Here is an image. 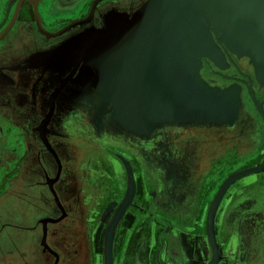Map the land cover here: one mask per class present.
Wrapping results in <instances>:
<instances>
[{"label": "flooded vegetation", "instance_id": "flooded-vegetation-1", "mask_svg": "<svg viewBox=\"0 0 264 264\" xmlns=\"http://www.w3.org/2000/svg\"><path fill=\"white\" fill-rule=\"evenodd\" d=\"M147 1L0 0V182L9 189L4 207L19 198L23 215L33 221L29 227L17 223L18 231L0 242L6 264H105L107 230L131 181L134 196L113 234V264H160L149 246L162 237L144 207L174 224L195 222L208 191L215 188L216 196L224 182L218 183L220 172L262 163L264 116L249 84L260 103L264 86L248 57L228 53L231 68L220 71L210 63L202 70L213 85L241 86L234 124L166 121L137 131L115 125L111 112L99 113L102 103L87 91L96 88L92 73L61 48L105 28L111 17H132ZM120 169H126V182ZM254 175L237 180L218 208L216 220L222 211L226 223L221 237L215 232L217 264H264V181ZM97 186L99 195L92 193ZM139 186L148 191L142 206L135 201ZM97 197L102 203L94 211ZM111 203L114 211L105 221ZM167 240L169 264H208L213 257L207 225L197 234L180 227Z\"/></svg>", "mask_w": 264, "mask_h": 264}, {"label": "water", "instance_id": "water-1", "mask_svg": "<svg viewBox=\"0 0 264 264\" xmlns=\"http://www.w3.org/2000/svg\"><path fill=\"white\" fill-rule=\"evenodd\" d=\"M99 0H96L95 5ZM158 0H148L140 9H138L133 16L128 15L119 25L112 26L107 25L104 30L105 33L112 32L114 27L123 28L136 25L141 21L144 13L148 11L157 14L160 13L161 4ZM225 9L227 11L226 19L208 17L202 21L201 27L206 33V37L200 40V47L194 55L196 65L193 67L195 78L200 85L206 89L209 93H195L186 88H181L176 92L169 90L170 87L161 80L154 77H145L146 80L141 81L140 77L143 75L142 70L134 62L125 63L121 57L114 52L104 51V54L108 59L106 61H97L94 59H88L89 62H96L102 74L100 78L102 83L98 84L97 89L101 96L108 94V86H113L116 89L109 91L106 100L113 101L115 107L114 118L120 121L125 127L131 130L142 131L140 129L133 128V122H136L135 118H139L136 114L132 113L123 106L120 98L121 90L118 89L119 85L124 83V91L127 94L132 92H139L142 96H147L151 100L158 101L166 106L184 105L188 110L182 115L169 116L165 111H153L142 115L148 123L151 124V128L157 123H163L166 121L176 123L198 122L202 124L206 123H223L232 122L238 113V108L241 104L240 98V85L231 84L227 87H221L218 85H212L206 81L201 75V69L203 67V58H209L215 65L224 68L228 65L226 53H234L238 56H248L250 62L254 65L255 74L260 84L264 85V0H225ZM169 9V6H167ZM160 20L161 16H156ZM152 20L149 23L148 28L162 27L159 22ZM41 29L43 27L40 25ZM245 34V35H244ZM240 35L242 38L240 39ZM187 42V41H186ZM226 48H222V47ZM82 57V55H80ZM81 61V59H80ZM107 63L109 66L107 67ZM106 64V65H105ZM187 74L189 71L187 69ZM250 90L252 98L257 105L258 109L264 116V108L259 102L258 98L254 94L251 85ZM105 99V97H104ZM151 105V104H150ZM140 128V126L138 127ZM264 171V159L258 166L251 168H245L235 171L227 176L222 185L220 186L208 213L207 217V229L208 237L213 248V257L208 264H217L220 260L218 253V243L215 235V223L218 208L228 192V189L239 179L249 174H257ZM134 182H130V187L126 197L116 212L114 219L109 226L106 234L105 244V264H113L112 259V241L115 226L124 213L128 204L134 196L135 188ZM131 192V193H130Z\"/></svg>", "mask_w": 264, "mask_h": 264}, {"label": "bare ground", "instance_id": "bare-ground-1", "mask_svg": "<svg viewBox=\"0 0 264 264\" xmlns=\"http://www.w3.org/2000/svg\"><path fill=\"white\" fill-rule=\"evenodd\" d=\"M224 1L158 0L157 2L161 4L160 13L155 14L156 11L154 13L148 11L136 25L123 28L114 27L112 32L105 33L104 30L96 29L97 32L85 34L69 45H64L61 49L68 54L74 53L75 62L79 63L80 59L84 61V68L87 67V70L92 73H90L91 82L96 88L103 82L100 78L102 73L96 62H89V60L92 58L105 62L108 58L104 51H109L116 53L125 63L131 61L136 63L143 73L140 77L141 81L146 80L144 76L154 77L166 83L172 92L186 88L195 93L208 94L209 92L195 78L193 67L196 65V60L193 59L200 47V40L206 37L204 29L201 27L206 16L226 19L225 12L227 13V11ZM158 15L161 16V20L156 17ZM127 17L128 13H124L123 20ZM88 19L76 21L74 24L82 23ZM109 20L111 24L107 23V25L112 26L119 25L123 21L116 23V17H111ZM152 20L161 23L162 27L148 28L147 25L149 26ZM71 26L73 25L68 27ZM239 37L241 39L242 35ZM187 69L189 74H187ZM108 89L113 91L116 88L108 86ZM118 89L121 90L119 100L123 106L128 107L132 113L139 117L135 118L136 122H133L132 125L133 128L137 124L138 127L140 126L136 129L149 130L151 128V124L142 118V115H146L149 109L150 112L154 108L153 112L155 110L157 112L165 111L169 116L188 112L182 104L166 106L147 96L140 95L139 92L127 94L124 91V83L119 85ZM108 94H106L107 97ZM132 188H135V185L131 186V192ZM46 221L47 219L44 220V222ZM218 253H220L219 246Z\"/></svg>", "mask_w": 264, "mask_h": 264}, {"label": "rangeland", "instance_id": "rangeland-1", "mask_svg": "<svg viewBox=\"0 0 264 264\" xmlns=\"http://www.w3.org/2000/svg\"><path fill=\"white\" fill-rule=\"evenodd\" d=\"M231 54H234V53H231ZM235 56H237V58L240 60V59H243V58H246V55L244 56H238L237 54H234ZM226 57H227V62H228V54L226 53ZM250 60V59H249ZM210 63H212L214 66H216L220 71H224L226 70L227 68H231V64L228 62V65H226L224 68H221L217 65L214 64L213 61H211L209 58H203V67L201 69V75L202 77L208 81L210 84H212L209 80L206 79V77L204 76V74L202 73V70L205 68V64L209 67ZM211 68V67H209ZM217 73V74H220V72L216 71V70H211V72H214ZM210 72V73H211ZM209 74V72H208ZM236 78H238L239 80H242L241 78H239L237 75L235 76ZM234 77V78H235ZM213 85V84H212ZM219 86V85H218ZM88 93H89V97L91 99H94V98H97L100 100V102L102 103L101 106H99V113L101 114H104L105 111H108V112H111L112 114V118H114V113H115V107H114V103L113 101H110V100H106V97L107 95L104 93V96H101L99 94V91L97 89H93L91 88L90 90H87ZM105 97V99H104ZM262 105H264V102L261 103ZM115 120V122H113L115 125H123L120 121H118L116 118L113 119V121ZM124 126V125H123ZM125 127V126H124ZM127 128V127H126ZM129 129V128H128ZM131 130V129H130ZM203 133H199L198 135H204L205 134V130L203 131ZM13 136V135H12ZM13 139V138H12ZM111 149H116V147H111ZM114 150H111V152H113ZM264 159V157H263ZM259 161H254L252 162L251 164H249L248 166H246V164L243 165L242 169H245V168H251V167H254V166H258L260 164H258ZM257 163V164H256ZM238 170H241V168L235 170V171H238ZM233 171V172H235ZM231 171H229V173H227L226 171L224 172H220V175L219 177L217 178L218 179V183L220 184L223 179L227 178L225 176H228L230 175L231 173H233ZM11 174L14 173V171L10 172ZM227 174V175H226ZM9 175V174H8ZM119 176H120V180L123 181V182H126V179H127V172H126V169L125 171L120 169L119 171ZM257 180L260 182H263L264 181V171L262 172H259L257 174L254 175ZM245 178L246 179V176L242 177L241 179ZM224 179V180H225ZM15 180V179H14ZM4 181L2 180L0 182V242L3 243L4 242V237L6 235V233H15L17 232V227L16 225H18L17 223L21 224L22 226L25 225V226H32L33 225V221H30L29 218H27L25 215H23V210H24V205L23 203L19 200V198H16V197H13L14 199H11L10 198V209H6L5 206V200L4 198L6 197V193H8L9 189L7 188V184H3ZM100 188L97 186L95 188H93L92 190V193H95L96 195H99L101 194ZM14 191V189H13ZM139 194L138 196L136 197L135 201H139V203L142 204L144 203L142 200H143V197L142 195L144 193L148 194L147 190H145V187L143 186H139ZM215 188H213L212 190H209L207 195L209 196L208 197V200H203V202L201 203V209H202V215L200 217H198L195 222H181L179 224H174L173 222V219L171 218H164V216L160 213H157V212H152L154 210H156L155 208L152 210L150 209L149 206H146L144 207L145 212L147 215H146V220L147 222L150 224V222L152 223V229H156V233L158 235V237H162V243L160 244L159 241L157 240V244L155 243V246L151 247L149 246V250H150V255L152 257V259H157L159 260V263L160 264H169L168 263V257L166 255V247L168 246V243H167V238L172 234V232H176L178 231V229L181 227L183 229H186L187 231L189 232H193V234H197L199 232V230H202L204 231V226L207 225V217H208V213H209V210H210V206L214 200V196H215ZM237 194H239L240 192H236ZM254 192L251 191V194H253ZM150 195V194H149ZM96 206L94 207V211H98V208H97V205L101 204L102 202L100 201V198L97 197L96 198ZM94 203V204H95ZM93 204V205H94ZM145 205V204H144ZM143 210V208L141 209V211ZM152 210V211H151ZM223 210V207L222 209ZM113 211H114V205L111 203L109 204L107 207H106V210L104 212V217L106 218L105 221L109 220V218L112 216L113 214ZM130 211L127 212V214H125V218L128 216ZM141 220V216L139 215L138 216ZM124 218V219H125ZM244 219H246V214H244ZM173 221V222H172ZM21 222V223H20ZM25 222V223H24ZM24 223V224H22ZM225 223H226V218H223L222 216V211L219 212V215H218V218L216 220V224H215V232L219 234V237H221V234H220V231L221 229L225 226ZM122 225V224H120ZM150 226V225H149ZM176 229L175 231H172ZM20 231V230H19ZM204 233L203 235L201 236V240L204 244ZM229 237V235L225 234L224 235V243L227 242V238ZM234 249V248H232ZM160 253L161 256H160ZM206 259L208 260V258L206 257ZM155 261V260H154ZM155 264V262H153ZM0 264H6L5 262V257L3 255V252L0 251ZM101 264V263H100ZM179 264V263H178Z\"/></svg>", "mask_w": 264, "mask_h": 264}, {"label": "crops", "instance_id": "crops-1", "mask_svg": "<svg viewBox=\"0 0 264 264\" xmlns=\"http://www.w3.org/2000/svg\"><path fill=\"white\" fill-rule=\"evenodd\" d=\"M123 14V17H124V13H122ZM123 17H122V20H123ZM121 20V21H122ZM121 21H119V22H121ZM119 22H117V23H119ZM246 57H248V56H246ZM249 58V57H248ZM250 59V58H249ZM253 65V64H252ZM253 67H254V65H253ZM254 71H255V68H254ZM256 75V74H255ZM257 78V77H256ZM259 82V81H258ZM262 85V84H261ZM262 86H264V85H262ZM241 87V86H240ZM242 91H241V89H240V98H241V104H240V106H239V108H238V113H237V117L232 121V122H223V123H229V124H234L235 122H236V120H237V118H238V116H239V112H240V108H241V105H242ZM192 123H198V122H187V123H182V124H192ZM198 124H202V123H198ZM206 124H213V123H206ZM4 147H7V146H4ZM6 239H7V236L5 235V237H4V242L3 243H5V241H6ZM187 240V239H186ZM195 252V251H194Z\"/></svg>", "mask_w": 264, "mask_h": 264}]
</instances>
